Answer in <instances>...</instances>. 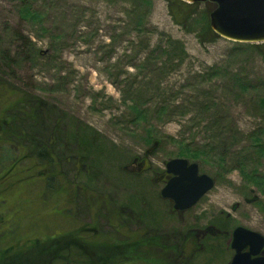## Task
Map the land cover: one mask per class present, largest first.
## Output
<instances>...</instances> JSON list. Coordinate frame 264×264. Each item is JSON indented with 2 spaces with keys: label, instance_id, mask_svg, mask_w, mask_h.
<instances>
[{
  "label": "rangeland",
  "instance_id": "obj_1",
  "mask_svg": "<svg viewBox=\"0 0 264 264\" xmlns=\"http://www.w3.org/2000/svg\"><path fill=\"white\" fill-rule=\"evenodd\" d=\"M146 1L0 0V264H70L74 249L89 264H228L235 227L264 236L263 57L210 36L208 3L179 26L168 0ZM20 92L35 123L17 119L5 163L2 106ZM175 158L214 180L185 212L160 198Z\"/></svg>",
  "mask_w": 264,
  "mask_h": 264
},
{
  "label": "water",
  "instance_id": "obj_2",
  "mask_svg": "<svg viewBox=\"0 0 264 264\" xmlns=\"http://www.w3.org/2000/svg\"><path fill=\"white\" fill-rule=\"evenodd\" d=\"M186 4L210 3L215 9L209 15V28L225 41L241 44H264V0H178ZM137 160L133 161V164ZM143 162L138 165L141 169ZM168 178L160 197L172 203L175 212L194 207L211 191L214 180L199 173L197 164L175 158L164 165ZM232 259L228 264H264V236L235 227L231 233Z\"/></svg>",
  "mask_w": 264,
  "mask_h": 264
},
{
  "label": "trees",
  "instance_id": "obj_3",
  "mask_svg": "<svg viewBox=\"0 0 264 264\" xmlns=\"http://www.w3.org/2000/svg\"><path fill=\"white\" fill-rule=\"evenodd\" d=\"M139 1H141L143 4L147 2L146 0L145 1L144 0H139ZM168 4H169L168 9L170 11V15H171L173 21L177 25L181 26V25H184L186 22H189L190 24H192V23L200 24L197 19H193L198 14L196 6L200 5L199 3H192L191 5H189V4H186V3L182 2V1H178V0H168ZM206 5H207L206 16L203 17V19H206L205 31L210 36H215L214 33L212 32V30H210V28H209V19H208V17L210 15V13H212L216 7H215V5H212L210 3H208ZM236 46L238 47L239 51L240 50H242V51L245 50V52H248L250 49L258 51L261 54V56L263 57V59H264V44H261V45L237 44ZM13 96L16 97V98L13 99ZM13 96H12L13 101H7L6 105L2 106V107L4 108L3 109L4 110V114L6 113L8 115V117H10V119H12L11 121L13 123V126H11V128H10V133L8 134V137L10 138V140L13 143H11V144L9 143V146H11L10 150L9 151L7 150V152H5L6 153V159H5L6 161H5V163L10 161L11 163L16 164L17 159L19 158V155H20L19 152L23 148V146L21 145L22 144V140H23L22 139L23 136L20 134L21 137H19V133H18L17 128H15L16 127L15 124L18 122L17 119H19V118L24 119V120L28 119L32 123H35L34 122L35 118H34L33 115L30 114V107H28V106L30 104L34 105L37 102H35L30 97V95H28L27 92L14 93ZM30 115L32 116V118H31ZM218 142L221 143V138L218 140ZM254 142H257V140L254 139ZM29 143H30V141H29ZM31 143L30 144L32 145L33 152H34V154L36 156L39 157V156H41L40 154H42V153H44V154L48 153L49 157L47 155H44V156H42V158L45 161H48V162L52 161L54 163L53 157L51 156V154L49 152V149L45 147L46 145L49 147L50 143L49 144H48V142L41 143L39 141H31ZM156 145H157V142H154L152 144V147L154 148ZM258 145H259V143H256V146H257V149H258L259 153L260 154H264V148H262V147H260V145L259 146ZM218 147L221 148L223 150V152H220L219 154H217V155H220L219 156L220 158H219V160L217 162H218L219 165H221L222 163L225 165V155H224L225 153H224V150L226 149V144H224V142H223ZM212 149H213L212 147L205 146L201 150H196L194 152L190 151L192 154H190L189 156L194 158V160L200 159L201 161H204L207 157L209 158V156H208L209 155V151H211ZM182 155H186V154L182 153ZM2 165H4V163L0 162V166H2ZM244 165H245V162H240L239 163V167H241V168L246 167ZM123 169H124V167H123ZM261 192L264 195V192L263 191H261ZM149 238L150 239L146 238V245L149 248H150L151 244L156 243V241L159 240V238H154V236H150ZM144 240L145 239H142V242H140L138 244L135 243V245L137 244V246H139L141 243L145 242ZM147 240H149V241L147 242ZM72 251H74V252H72V255L70 256L72 258L70 264H89V263H87V261H86L87 259H85V256L78 254L75 249L72 250ZM78 256H79L80 259L77 258ZM157 258H160L158 260L162 261L163 264H166V263L169 262V260H165V259H163L161 257H157ZM134 260H136V259H134ZM173 261H176V260H173ZM13 262H15V261H13ZM7 263H8V261L4 262V259H3L2 264H7ZM134 264H137V263H134Z\"/></svg>",
  "mask_w": 264,
  "mask_h": 264
},
{
  "label": "flooded vegetation",
  "instance_id": "obj_4",
  "mask_svg": "<svg viewBox=\"0 0 264 264\" xmlns=\"http://www.w3.org/2000/svg\"><path fill=\"white\" fill-rule=\"evenodd\" d=\"M53 161H55L54 160V158H53ZM141 162H143V163H145V160H142ZM143 169H144V167H143ZM167 178H168V176H167V174L164 172L159 178H158V183H162L163 184V186L165 185V182H166V180H167ZM92 210V209H91ZM173 211V210H172ZM108 225L111 227V228H113V225H112V219H108ZM116 225H117V227L118 228H120L121 226H124V228L123 229H125L126 230V232L124 231V230H122V235L123 236H127V237H129V232H128V229L126 228V225L122 222V223H120V222H118V223H116ZM120 226V227H119ZM134 234L136 235V237H138V239H140V241H141V238L142 237H144V235H145V233L144 234H141L140 235V231H136V232H134ZM133 234V235H134ZM119 236V235H118ZM122 237V236H121ZM80 239H83L82 237H79ZM123 238V237H122ZM124 239V238H123ZM125 241H126V239H124ZM140 241H139V243H140ZM188 261H189V259H188ZM166 264H173V263H166ZM176 264V263H175Z\"/></svg>",
  "mask_w": 264,
  "mask_h": 264
},
{
  "label": "bare ground",
  "instance_id": "obj_5",
  "mask_svg": "<svg viewBox=\"0 0 264 264\" xmlns=\"http://www.w3.org/2000/svg\"><path fill=\"white\" fill-rule=\"evenodd\" d=\"M114 229V228H113Z\"/></svg>",
  "mask_w": 264,
  "mask_h": 264
}]
</instances>
